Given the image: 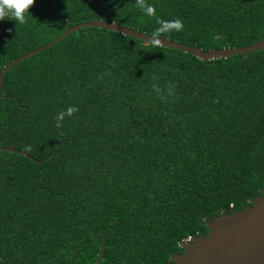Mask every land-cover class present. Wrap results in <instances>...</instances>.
<instances>
[{"label": "trees", "instance_id": "trees-1", "mask_svg": "<svg viewBox=\"0 0 264 264\" xmlns=\"http://www.w3.org/2000/svg\"><path fill=\"white\" fill-rule=\"evenodd\" d=\"M146 3L183 21L162 38L203 51L264 37V0ZM29 11L0 20V72L66 26L159 27L136 0ZM0 93V148L14 150H0V264H94L102 249L98 264H169L205 219L264 189V49L203 61L82 27L7 71ZM69 106L79 112L57 128Z\"/></svg>", "mask_w": 264, "mask_h": 264}, {"label": "water", "instance_id": "water-1", "mask_svg": "<svg viewBox=\"0 0 264 264\" xmlns=\"http://www.w3.org/2000/svg\"><path fill=\"white\" fill-rule=\"evenodd\" d=\"M82 27H102L148 43L150 35L129 29L116 22L102 20L82 22L66 26L62 33L52 41L31 50L7 64L0 72V92L5 73L22 60L29 58L60 41L67 34ZM163 47L176 48L190 53L203 61L256 52L264 49V37L256 43L243 47H225L203 51L186 44L162 38ZM1 99V93H0ZM14 151L10 148H0ZM23 154V152H19ZM36 162V160H34ZM207 233L181 241L182 253L174 254L169 264H264V189L248 205L231 213L222 212L211 220L205 219ZM103 249L94 264H98Z\"/></svg>", "mask_w": 264, "mask_h": 264}, {"label": "clouds", "instance_id": "clouds-1", "mask_svg": "<svg viewBox=\"0 0 264 264\" xmlns=\"http://www.w3.org/2000/svg\"><path fill=\"white\" fill-rule=\"evenodd\" d=\"M36 0H0V20H5L9 16L12 20L23 25L27 23V17L30 13L29 9L34 6ZM136 3L140 10L147 16L153 17L156 19V23L159 25L152 34L149 36L148 43L153 47H159L162 45L161 37L165 34L171 33L172 31L180 32L183 31L184 25L183 21L179 18L168 21L156 17V9L154 5L146 3V0H136ZM11 31V29H9ZM214 39H222L220 36L214 37ZM154 90L158 93L161 89L157 88L156 85H153ZM79 109L75 106H69L66 111H62L56 117V127L62 128V121L66 116L71 117L73 114L78 113ZM24 151L31 152V146H26Z\"/></svg>", "mask_w": 264, "mask_h": 264}]
</instances>
